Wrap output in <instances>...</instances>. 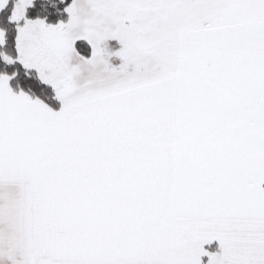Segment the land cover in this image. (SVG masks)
Segmentation results:
<instances>
[{
  "label": "snow or ice",
  "instance_id": "snow-or-ice-1",
  "mask_svg": "<svg viewBox=\"0 0 264 264\" xmlns=\"http://www.w3.org/2000/svg\"><path fill=\"white\" fill-rule=\"evenodd\" d=\"M0 264H264V0H0Z\"/></svg>",
  "mask_w": 264,
  "mask_h": 264
}]
</instances>
